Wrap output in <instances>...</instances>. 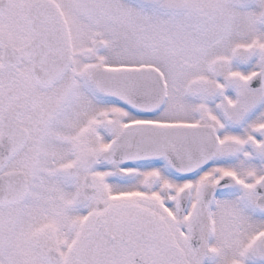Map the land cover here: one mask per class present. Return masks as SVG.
Here are the masks:
<instances>
[{"label": "snow or ice", "instance_id": "snow-or-ice-1", "mask_svg": "<svg viewBox=\"0 0 264 264\" xmlns=\"http://www.w3.org/2000/svg\"><path fill=\"white\" fill-rule=\"evenodd\" d=\"M0 264H264V0H0Z\"/></svg>", "mask_w": 264, "mask_h": 264}]
</instances>
